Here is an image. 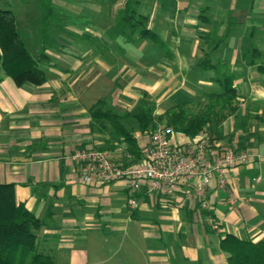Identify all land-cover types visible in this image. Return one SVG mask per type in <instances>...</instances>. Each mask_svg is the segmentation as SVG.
Listing matches in <instances>:
<instances>
[{
    "label": "crops",
    "instance_id": "1",
    "mask_svg": "<svg viewBox=\"0 0 264 264\" xmlns=\"http://www.w3.org/2000/svg\"><path fill=\"white\" fill-rule=\"evenodd\" d=\"M104 1L111 7L110 0ZM138 1L139 8L142 1ZM116 9L111 7V11ZM153 10L163 15L164 22L152 29L147 26L164 48L152 40H140L143 43L135 59L144 56L148 52L144 45L151 43L154 53L148 57L152 60L141 62L151 66L132 68L128 62L134 59L125 56L119 60L118 73L123 77L131 71L128 74L137 86V81L152 78V88L159 91L166 83L163 80L175 76L205 77L209 87H219L213 80L215 71L200 69L198 61L207 57L212 63H224L234 75L241 107L257 116L252 120L261 122L258 129L263 130L264 74L250 61L251 47H255L260 52L255 61L264 63V0H168ZM46 54L49 61L42 65L47 80L17 86L2 68L0 50V183H13L16 201L45 221L36 232L41 250L58 264H227V254L219 245L225 233L255 242L264 236V167L259 162L230 169L223 189L215 182L210 184L208 198L219 230L210 227L206 211L181 191L178 197L183 207H178L160 192L148 195L147 184L132 192L123 180L82 182L80 166L73 158L76 150H105L127 166L141 160L152 130H131L126 122L132 117L112 123L94 115L98 109L94 103L103 87H98L96 78L102 71L112 73L113 66L100 64L102 71L97 74L93 64L94 71L82 73L71 83L61 82L58 56L53 58L48 49ZM118 93L130 94L127 88ZM103 103L106 108L99 107L100 111H113ZM226 120L232 129L233 117ZM252 120L248 124L253 133ZM118 125L131 133V140L119 133ZM238 134L240 129L233 141ZM256 135L249 138L248 146L263 153L264 135ZM188 137L175 130L173 140L185 142ZM256 176L259 182L253 180ZM229 197L234 204L228 202ZM132 198L137 201L134 207L129 204Z\"/></svg>",
    "mask_w": 264,
    "mask_h": 264
},
{
    "label": "trees",
    "instance_id": "2",
    "mask_svg": "<svg viewBox=\"0 0 264 264\" xmlns=\"http://www.w3.org/2000/svg\"><path fill=\"white\" fill-rule=\"evenodd\" d=\"M17 1L27 4L32 0ZM36 1L37 7L43 12L40 21L43 46L37 57L30 53L17 30L15 14L10 9L11 3L7 2L6 8L0 6L1 65L6 75L11 77L17 86L40 85L47 80L42 64L49 61L46 50L54 47L48 34V25L57 12V7L53 5V0ZM135 7L136 4L131 0L126 1L122 14L115 24L117 34L126 38L138 34L140 40L149 39L160 44L157 34L147 26V17L138 14ZM215 47L216 45H213L211 48ZM161 48H164L163 45ZM251 55L253 59L250 63H256L257 69L264 74V63L255 61L260 52L251 47ZM198 66L202 70L215 71L213 80L220 83L221 90L208 92L200 111L191 113L183 104H177L163 111L159 119L166 118L168 124L175 130L191 137L208 129L214 146L219 149L216 140L225 138L223 123L231 116L234 128L241 130L236 139L240 147L236 150L246 148L252 135L248 124L252 116L240 105L241 99L234 85V75L224 63H212L207 57L200 58ZM154 111V106L142 105L135 113L117 114L111 110L103 112L99 108L93 113L97 117H106L112 123L132 117L137 121L141 131H151L155 120ZM117 129L126 138L132 139L131 133L125 127L118 125ZM232 134L234 137L235 133ZM142 154L144 155V151ZM44 223L43 219L36 217L33 212L16 201L13 183H0V264H58L52 255L40 249L36 232ZM219 245L227 254V264H264V236L255 242L233 233H225Z\"/></svg>",
    "mask_w": 264,
    "mask_h": 264
},
{
    "label": "rangeland",
    "instance_id": "3",
    "mask_svg": "<svg viewBox=\"0 0 264 264\" xmlns=\"http://www.w3.org/2000/svg\"><path fill=\"white\" fill-rule=\"evenodd\" d=\"M3 1L4 0H0V3L2 4ZM7 1H10V9L15 14L17 30L27 43L30 53L37 57L43 46V40L39 41L41 38L40 29L42 28L40 21L43 12L37 7L36 0L30 1L28 4H21L17 0ZM54 1L58 4L59 8L53 18L50 19L48 25V34L54 46L53 48H49L48 51L53 54V58L57 56V58H60V60L56 58L60 64V81H69L70 83L76 81L82 73L94 71V65L97 67V71L95 72L97 74H99V70L102 71V66L100 64L106 63L114 68L112 69V73L109 72L107 75H104L105 73L102 71L99 77L96 78L98 87L103 86L101 87L102 93L97 95L94 103L97 108H106L103 100L109 104L108 107L110 109L118 113L126 111L135 113L142 105H152L155 107V120L152 129L158 124L173 127L168 124L166 118L162 117L159 119V115L161 114L159 113L160 110L165 111L171 106L183 104L189 112L194 113L203 109L202 103L206 101V94L208 92L212 90H221H219L220 86L218 87V85L214 83L213 86L209 87L207 84L208 78L205 77H196V79H194L175 76L173 79L162 81V83L165 81L166 83L162 85L161 91L152 88V78L145 83L137 81L139 83V86H137L134 83L136 80H132L134 79L133 75L131 76L128 74L131 71H128V73L124 72V76L128 74V76L125 77H122L120 73H118L117 69L122 67V65L120 66L119 60L121 58L125 60V56H127L131 58H129V60L134 59L132 62H128V65L132 68H148L151 65L147 67L141 62L146 60L149 62L152 60V58L148 56L153 55L154 47L151 43L144 45V52H148H146L144 56L141 55V57H137V60L135 59V56L138 55L137 50L140 48L141 43H143L140 41L138 34L128 38L117 34L118 31L115 28V21H117L122 14L127 0H110L111 7L117 8L115 11H111V7L109 4H105L104 0ZM141 1V5L138 8V3H140V1L131 0L132 3L136 4V11L147 17V25L151 29L157 25L160 26L159 24H162L163 21V15L160 13L161 9L157 15L154 14L153 9L168 0H155L156 2L153 0ZM256 1L257 0H255V3ZM3 7L6 8V6ZM164 9L168 11V6L166 5ZM128 44L130 45L128 46ZM162 53L158 55L160 58L164 55L163 51ZM187 74L189 75L190 73ZM132 83H134V85H132ZM108 87L109 92H105V89H108ZM124 88H127L130 93L129 95L116 94V92ZM254 115V113H251L252 118ZM126 124L133 131L139 130L137 121L134 118L127 120ZM260 125H262L261 122L252 120L251 130H253V133L250 137L255 139L257 133L264 135V129H258ZM223 126L225 138L216 140L217 144L220 146V151L227 149L236 150V148L240 146L237 140H232L234 135L232 133H236L238 129H235L234 125H232V129H230L228 120L224 121ZM238 136L239 134L237 137ZM250 147L251 146H247L242 149H251ZM258 164L264 167V161Z\"/></svg>",
    "mask_w": 264,
    "mask_h": 264
},
{
    "label": "built area",
    "instance_id": "4",
    "mask_svg": "<svg viewBox=\"0 0 264 264\" xmlns=\"http://www.w3.org/2000/svg\"><path fill=\"white\" fill-rule=\"evenodd\" d=\"M174 134L173 127L156 125L141 160L127 166L114 161L105 150H76L73 158L80 166L79 178L86 184L123 180L132 192L147 184L148 195L160 192L178 207H183L178 197L181 191L190 202L206 211L205 221L210 227L219 230V222L208 198L210 184L215 182L217 188H225L230 169L240 164L264 161V153L251 149L220 151L207 130L189 136L185 142L174 141ZM253 180L259 182L260 176ZM228 202L234 204V199L229 197ZM129 204L136 206V199H130Z\"/></svg>",
    "mask_w": 264,
    "mask_h": 264
}]
</instances>
